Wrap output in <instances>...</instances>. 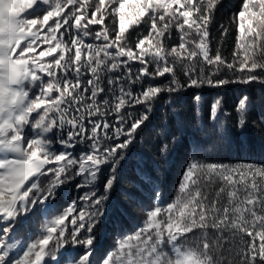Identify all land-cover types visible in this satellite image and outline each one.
<instances>
[{"label":"snow or ice","instance_id":"obj_1","mask_svg":"<svg viewBox=\"0 0 264 264\" xmlns=\"http://www.w3.org/2000/svg\"><path fill=\"white\" fill-rule=\"evenodd\" d=\"M224 7L0 0V264H264V162L223 157L264 144V0Z\"/></svg>","mask_w":264,"mask_h":264},{"label":"trees","instance_id":"obj_2","mask_svg":"<svg viewBox=\"0 0 264 264\" xmlns=\"http://www.w3.org/2000/svg\"><path fill=\"white\" fill-rule=\"evenodd\" d=\"M224 9L218 14V19L222 15H226L228 18L231 17L232 10L238 8L241 0H223ZM225 23L227 21H224ZM43 47V46H42ZM234 48V36L230 37L228 42L224 45L223 55L230 58V51ZM39 51V49H38ZM259 55V54H258ZM182 78V74H180ZM245 91L244 86H232L226 92H221L215 89H207L204 92V100L209 101L215 96L223 97L224 108L227 111L232 112V105L237 97L241 96ZM248 94L253 98L256 104L254 111H258L259 106L264 102V95H261L259 90L255 87L247 90ZM193 108L191 96L187 97L185 100V106L181 109L180 116L182 120L191 121L193 119ZM152 135L151 133L149 134ZM223 157L226 162H251V163H261L264 162V144L258 139L257 134L250 128L247 134V139L244 137L238 138L234 144L226 146L223 151ZM180 164L178 161H174L171 169L166 170L164 174V179L162 181V200L167 203L170 202L171 198H174V185L176 184ZM122 187L127 188L128 185L122 184ZM133 219L129 221L127 227L128 229H133V226L139 222L140 213L133 212ZM113 243L112 237L106 236L103 244L101 245L98 256H102L105 250Z\"/></svg>","mask_w":264,"mask_h":264}]
</instances>
